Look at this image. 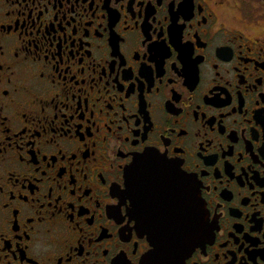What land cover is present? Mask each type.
I'll use <instances>...</instances> for the list:
<instances>
[{
	"label": "flooded vegetation",
	"instance_id": "af4514ba",
	"mask_svg": "<svg viewBox=\"0 0 264 264\" xmlns=\"http://www.w3.org/2000/svg\"><path fill=\"white\" fill-rule=\"evenodd\" d=\"M155 251L264 264V0H0V264Z\"/></svg>",
	"mask_w": 264,
	"mask_h": 264
},
{
	"label": "water",
	"instance_id": "95a60500",
	"mask_svg": "<svg viewBox=\"0 0 264 264\" xmlns=\"http://www.w3.org/2000/svg\"><path fill=\"white\" fill-rule=\"evenodd\" d=\"M157 160L152 157L151 155L146 156H138L136 159L132 162V165L129 166L124 173V186L126 187L124 196L128 199H131L133 201L135 207L139 210L140 218L147 219L146 218V207H145V196H144V185H143V174L144 171H149L151 167L157 166ZM174 186H177L178 188L182 187L183 181L180 178L179 180H174L173 184ZM176 190V189H175ZM177 191V190H176ZM178 193V192H177ZM179 194V193H178ZM179 199L182 198L180 205H182V216L181 215H164L163 217L160 216L162 219V225L165 226V221L167 222L168 226L171 225L172 221H178L177 224H182L181 221L183 219V227H184V235L186 237L187 242H193L196 238V234L202 232V226H200L201 221L200 220H194L192 221L191 214L193 213L195 215L200 216V211H194L191 214L187 213V207L184 204L185 202V194H179ZM165 197L160 196L154 203L157 206H160L163 204ZM194 206V205H193ZM196 207V205H195ZM198 223V224H197ZM162 235V233H161ZM169 234L168 236H170ZM166 236V235H164ZM156 251L154 253L148 254L146 257H144L141 261V264H170L166 261V257L159 258L160 260H157L160 263H157L154 261ZM162 260V261H161ZM167 262V263H166ZM177 264V263H176Z\"/></svg>",
	"mask_w": 264,
	"mask_h": 264
}]
</instances>
